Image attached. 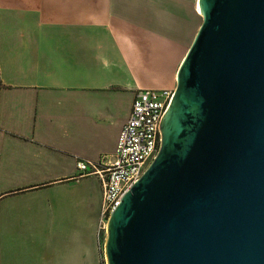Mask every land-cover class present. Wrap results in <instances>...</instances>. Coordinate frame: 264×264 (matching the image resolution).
Instances as JSON below:
<instances>
[{
    "label": "crops",
    "instance_id": "crops-1",
    "mask_svg": "<svg viewBox=\"0 0 264 264\" xmlns=\"http://www.w3.org/2000/svg\"><path fill=\"white\" fill-rule=\"evenodd\" d=\"M199 1L0 0V264H103L78 161L114 153L139 89L175 90Z\"/></svg>",
    "mask_w": 264,
    "mask_h": 264
},
{
    "label": "water",
    "instance_id": "water-1",
    "mask_svg": "<svg viewBox=\"0 0 264 264\" xmlns=\"http://www.w3.org/2000/svg\"><path fill=\"white\" fill-rule=\"evenodd\" d=\"M161 147L109 221L108 264H264V0H201Z\"/></svg>",
    "mask_w": 264,
    "mask_h": 264
},
{
    "label": "built area",
    "instance_id": "built-area-1",
    "mask_svg": "<svg viewBox=\"0 0 264 264\" xmlns=\"http://www.w3.org/2000/svg\"><path fill=\"white\" fill-rule=\"evenodd\" d=\"M174 96L175 90L139 89L132 102L130 116L119 133L114 153L103 154L99 164L91 160L78 161L80 171L96 174L101 182L97 237L103 264H108L102 238L108 233L110 218L160 151L161 125Z\"/></svg>",
    "mask_w": 264,
    "mask_h": 264
},
{
    "label": "rangeland",
    "instance_id": "rangeland-1",
    "mask_svg": "<svg viewBox=\"0 0 264 264\" xmlns=\"http://www.w3.org/2000/svg\"><path fill=\"white\" fill-rule=\"evenodd\" d=\"M100 146H101V148H105L107 150V149H113L115 145L100 144ZM106 242H107V235H104L102 238V246L104 244L105 248H106ZM102 250H103V248H102Z\"/></svg>",
    "mask_w": 264,
    "mask_h": 264
},
{
    "label": "flooded vegetation",
    "instance_id": "flooded-vegetation-1",
    "mask_svg": "<svg viewBox=\"0 0 264 264\" xmlns=\"http://www.w3.org/2000/svg\"><path fill=\"white\" fill-rule=\"evenodd\" d=\"M168 115V114H167ZM164 120H165V117H164V119H163V122H164ZM162 134H163V132H162Z\"/></svg>",
    "mask_w": 264,
    "mask_h": 264
},
{
    "label": "bare ground",
    "instance_id": "bare-ground-1",
    "mask_svg": "<svg viewBox=\"0 0 264 264\" xmlns=\"http://www.w3.org/2000/svg\"><path fill=\"white\" fill-rule=\"evenodd\" d=\"M200 11H201V9H200ZM202 12V11H201Z\"/></svg>",
    "mask_w": 264,
    "mask_h": 264
}]
</instances>
